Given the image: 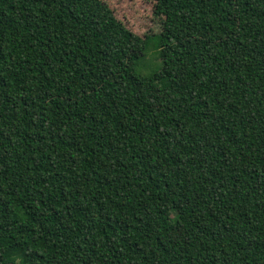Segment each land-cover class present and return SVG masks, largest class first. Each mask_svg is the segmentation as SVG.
Here are the masks:
<instances>
[{"label":"trees","instance_id":"obj_1","mask_svg":"<svg viewBox=\"0 0 264 264\" xmlns=\"http://www.w3.org/2000/svg\"><path fill=\"white\" fill-rule=\"evenodd\" d=\"M153 2L0 0V264H264V0Z\"/></svg>","mask_w":264,"mask_h":264},{"label":"rangeland","instance_id":"obj_2","mask_svg":"<svg viewBox=\"0 0 264 264\" xmlns=\"http://www.w3.org/2000/svg\"><path fill=\"white\" fill-rule=\"evenodd\" d=\"M112 9L115 17L130 29L136 35L143 37L145 34L159 33L161 31L160 22L152 15L154 6L153 0H104ZM149 54V53H148ZM151 56H146V63L151 61ZM142 62L138 66V70L142 71ZM156 104H159L162 99V93L158 90L154 92ZM217 198L214 195L203 198L200 205L203 207H214L217 203ZM183 234L177 232L178 244L181 248H186L185 241L181 240ZM187 242V241H186ZM188 252L189 250H184ZM189 264L194 262L195 254H188Z\"/></svg>","mask_w":264,"mask_h":264}]
</instances>
